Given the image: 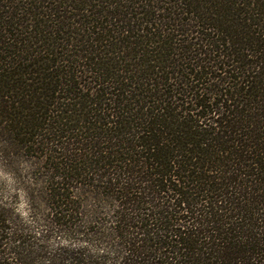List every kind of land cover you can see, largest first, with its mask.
Returning <instances> with one entry per match:
<instances>
[{
    "label": "trees",
    "instance_id": "1",
    "mask_svg": "<svg viewBox=\"0 0 264 264\" xmlns=\"http://www.w3.org/2000/svg\"><path fill=\"white\" fill-rule=\"evenodd\" d=\"M0 160V264H264V0H0Z\"/></svg>",
    "mask_w": 264,
    "mask_h": 264
},
{
    "label": "rangeland",
    "instance_id": "2",
    "mask_svg": "<svg viewBox=\"0 0 264 264\" xmlns=\"http://www.w3.org/2000/svg\"><path fill=\"white\" fill-rule=\"evenodd\" d=\"M11 178L7 174L6 169L3 167L2 162L0 160V185H6V186H11ZM16 205L19 206L20 209L24 208V204L21 199L14 200Z\"/></svg>",
    "mask_w": 264,
    "mask_h": 264
}]
</instances>
